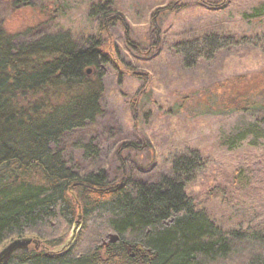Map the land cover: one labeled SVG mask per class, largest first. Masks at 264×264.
<instances>
[{
  "label": "rangeland",
  "instance_id": "rangeland-1",
  "mask_svg": "<svg viewBox=\"0 0 264 264\" xmlns=\"http://www.w3.org/2000/svg\"><path fill=\"white\" fill-rule=\"evenodd\" d=\"M107 3L0 1V27L16 44L68 32L86 46L100 33L111 55L102 113L60 143L68 165L80 175L104 170L111 183L134 188L172 176L178 156L199 150L205 165L187 186L196 202L225 229L263 223L264 0H112L125 22L103 31L92 10ZM208 33L246 39L185 67L173 45ZM89 142L95 151L86 152ZM77 219L57 245L24 237L39 240L31 245L39 251L66 250L78 242Z\"/></svg>",
  "mask_w": 264,
  "mask_h": 264
},
{
  "label": "trees",
  "instance_id": "trees-1",
  "mask_svg": "<svg viewBox=\"0 0 264 264\" xmlns=\"http://www.w3.org/2000/svg\"><path fill=\"white\" fill-rule=\"evenodd\" d=\"M115 7L108 0L92 10L103 31L125 22ZM100 38L78 46L59 32L16 44L0 27V248L25 235L57 245L79 215L84 222L74 246L18 251L6 264H264V222L225 229L188 192L205 165L199 150L178 156L172 176L134 188L68 165L61 141L103 111L111 55ZM244 39L208 33L173 48L193 68Z\"/></svg>",
  "mask_w": 264,
  "mask_h": 264
},
{
  "label": "water",
  "instance_id": "water-1",
  "mask_svg": "<svg viewBox=\"0 0 264 264\" xmlns=\"http://www.w3.org/2000/svg\"><path fill=\"white\" fill-rule=\"evenodd\" d=\"M88 72H90V69ZM81 219H82V215H79L76 221L75 231L80 226ZM118 239H119L118 235H113V234L111 235L112 241L115 242ZM39 243H40L39 240L31 238V237H22V238H16L12 240L0 250V264H6L13 257V255L17 253L18 251L28 250L32 244L38 246Z\"/></svg>",
  "mask_w": 264,
  "mask_h": 264
},
{
  "label": "flooded vegetation",
  "instance_id": "flooded-vegetation-1",
  "mask_svg": "<svg viewBox=\"0 0 264 264\" xmlns=\"http://www.w3.org/2000/svg\"><path fill=\"white\" fill-rule=\"evenodd\" d=\"M0 1H2L3 3H5L7 5H13L17 8L28 7V6H31L33 3V0H0ZM32 249H35V248L30 246L28 251H30Z\"/></svg>",
  "mask_w": 264,
  "mask_h": 264
},
{
  "label": "bare ground",
  "instance_id": "bare-ground-1",
  "mask_svg": "<svg viewBox=\"0 0 264 264\" xmlns=\"http://www.w3.org/2000/svg\"><path fill=\"white\" fill-rule=\"evenodd\" d=\"M112 235V234H111ZM111 235H110V237H109V241L108 242H114V241H112L111 240ZM113 235H116V234H113ZM118 241V240H117ZM107 241L106 242H104L103 244H107L108 243ZM116 242V241H115Z\"/></svg>",
  "mask_w": 264,
  "mask_h": 264
}]
</instances>
